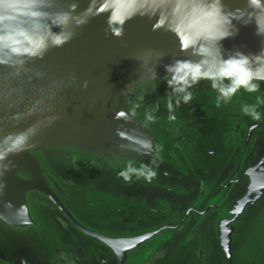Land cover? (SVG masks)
<instances>
[{"label":"flooded vegetation","instance_id":"obj_1","mask_svg":"<svg viewBox=\"0 0 264 264\" xmlns=\"http://www.w3.org/2000/svg\"><path fill=\"white\" fill-rule=\"evenodd\" d=\"M257 83L258 90L240 89L225 100L212 81L200 80L189 89L192 98L179 103L182 127L172 151L165 126L147 123L155 138L151 153L70 150L45 164L47 192L30 201L29 221L18 228L0 224V264H245L233 235L264 204V82ZM166 180L179 187L173 194L165 191ZM77 191L94 196L82 200ZM225 220L227 251L218 240Z\"/></svg>","mask_w":264,"mask_h":264},{"label":"water","instance_id":"obj_2","mask_svg":"<svg viewBox=\"0 0 264 264\" xmlns=\"http://www.w3.org/2000/svg\"><path fill=\"white\" fill-rule=\"evenodd\" d=\"M223 2L238 20L252 21L233 20L234 34L220 42L225 58L235 52L259 53L264 36L257 35L256 23L264 29V0L254 5L249 0ZM40 3L42 15L34 22L39 34L47 36L49 24L70 13L75 35L62 47H50L42 58L14 56L0 47V60L6 61L0 63V224L10 228L25 225L30 201L47 192L42 162L56 161L73 149L106 157L151 153L155 138L136 119L131 100L163 80L165 64L197 58L190 45L196 43L200 25L198 0H137V14L126 20L130 6L125 0ZM78 20L84 22L75 26ZM109 21H123V36L108 31ZM6 27L8 43L20 52L37 34L19 37L16 25ZM207 48L215 59V41H207ZM245 203H237L239 210ZM228 222L218 232L225 251Z\"/></svg>","mask_w":264,"mask_h":264},{"label":"clouds","instance_id":"obj_3","mask_svg":"<svg viewBox=\"0 0 264 264\" xmlns=\"http://www.w3.org/2000/svg\"><path fill=\"white\" fill-rule=\"evenodd\" d=\"M130 6L129 13L124 17L128 19L137 14V0H125ZM260 0H249L250 4H258ZM41 6L40 0H0V47L12 55L26 56L31 58H42L50 47H62L68 43L75 32L74 23L70 13L59 14L58 20L52 21L48 27L47 36L38 33V21L42 15L37 9ZM200 10V25L195 36L196 43L190 45L193 55L197 58L174 59L164 65L166 75L163 81L177 97L176 104L181 99L187 103L192 98L189 91L200 80L212 81V87L216 89L225 100L230 98L240 89L248 92L258 90L259 83L264 82V49L257 54H244L235 52L225 58L221 41L234 34L233 20H238L230 10H226L223 0H198ZM114 10V9H113ZM84 21H75L79 26ZM249 23L252 21H242ZM16 25V34L24 37L30 33H37L27 43L29 47L20 52L16 47L8 43L9 33L6 25ZM123 21H109V29L112 34L123 36ZM225 25L231 28L225 29ZM257 35L264 36V29L256 23ZM58 29V31H54ZM222 33V34H217ZM215 41L216 57L213 59L208 55L207 41ZM6 61L0 60V63ZM25 61L21 59L20 63ZM158 76V73L156 74ZM87 87V81L84 82ZM169 109L172 108L171 97H169ZM252 114L255 115L254 108ZM174 119L175 117H170ZM151 119V117H149ZM126 179L128 177H125Z\"/></svg>","mask_w":264,"mask_h":264},{"label":"rangeland","instance_id":"obj_4","mask_svg":"<svg viewBox=\"0 0 264 264\" xmlns=\"http://www.w3.org/2000/svg\"><path fill=\"white\" fill-rule=\"evenodd\" d=\"M167 87V84L162 80L152 84L149 88V91L141 92L138 97H134L131 100L130 108L135 115L136 119L143 123L149 130V125L157 130L158 126L161 124L165 126L167 130V139H168V148L172 151L178 144V133L181 125L178 124L177 111L181 109V106L176 104L174 101V96L172 94V90ZM246 94H249L246 92ZM169 97H171L172 108L169 109ZM176 100V99H175ZM146 102V103H145ZM145 103V107L143 104ZM253 105V103H250ZM183 112V111H181ZM151 117V119H149ZM170 117H175L171 119ZM162 120V122H161ZM148 121V122H146ZM181 131V130H180ZM82 153H86L80 151L78 149H73ZM66 158V156H59L56 161ZM42 167L47 164L46 162H42ZM122 166H126L125 163H121ZM134 170H137L138 173L141 171L140 165L136 164L133 166ZM170 170L172 167L169 168ZM174 169V168H173ZM45 170V169H44ZM151 174V170L148 171ZM107 172H104V175ZM179 180V179H178ZM180 181V180H179ZM184 181H180L183 183ZM186 183V184H185ZM185 186L187 189H193L192 184H188L185 182ZM178 186L176 183H173L170 180H166L165 182V191L166 192H176L178 190ZM128 189H125L123 192H127ZM78 197L81 196L82 200L83 195L85 197H93V192L86 193H75ZM80 199V198H79ZM92 201V200H91ZM168 205L167 202H165ZM98 206V205H97ZM96 206V207H97ZM96 207L92 208L93 211ZM109 209V207H107ZM103 210V209H101ZM100 212V211H97ZM104 210L102 211V213ZM111 215V214H110ZM113 215V214H112ZM101 221L109 220V216H102ZM114 217V216H113ZM111 219V218H110ZM233 242H238V246L236 248V252L242 256L245 264H258L260 261H264V204H262L259 209L255 213H250L247 217L240 220L239 225L236 227V230L233 235ZM261 264V263H260ZM264 264V263H262Z\"/></svg>","mask_w":264,"mask_h":264}]
</instances>
